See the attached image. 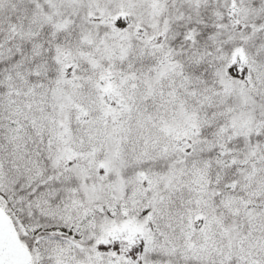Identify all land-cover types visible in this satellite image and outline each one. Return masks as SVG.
Here are the masks:
<instances>
[{"label":"snow or ice","instance_id":"1","mask_svg":"<svg viewBox=\"0 0 264 264\" xmlns=\"http://www.w3.org/2000/svg\"><path fill=\"white\" fill-rule=\"evenodd\" d=\"M0 264H264V0H0Z\"/></svg>","mask_w":264,"mask_h":264}]
</instances>
